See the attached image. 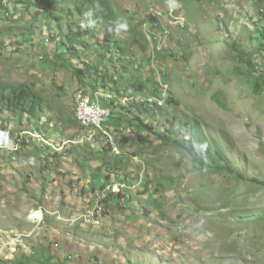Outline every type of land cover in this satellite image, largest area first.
I'll return each instance as SVG.
<instances>
[{"label": "rangeland", "instance_id": "obj_1", "mask_svg": "<svg viewBox=\"0 0 264 264\" xmlns=\"http://www.w3.org/2000/svg\"><path fill=\"white\" fill-rule=\"evenodd\" d=\"M2 48L0 100L42 103L0 104V264H264V0H0ZM76 69L110 82L116 151L76 119Z\"/></svg>", "mask_w": 264, "mask_h": 264}, {"label": "trees", "instance_id": "obj_2", "mask_svg": "<svg viewBox=\"0 0 264 264\" xmlns=\"http://www.w3.org/2000/svg\"><path fill=\"white\" fill-rule=\"evenodd\" d=\"M90 5H93V8L95 9V5L93 3H91ZM47 6L48 7H47V9L45 8L46 9L45 12H47V16L49 17V16H51V14H52L51 10L54 9V7L51 3H47ZM77 9L82 12L83 11L82 5L78 6ZM112 14H113V9L111 8V4L109 2H106V1H101L100 6H98L96 8V11L94 13L96 19H99V18L103 19L106 17H110L109 21L112 20ZM87 66L89 68V65H87ZM91 69H76L74 73H75L76 78L78 80H80L81 85L82 84L83 85L88 84L87 86L92 88V91H93L92 94L94 95V93H96L100 89L99 88L100 84H97L96 86H92V84L90 83L89 76H91V74H92ZM89 72H90V75H88ZM96 81H99V80H96ZM109 84H110V82H108V80L106 78L105 81H103L100 86L103 88H106L105 86H107V85L109 86ZM135 89L138 91H144V89H145L144 83H141L140 85H135ZM40 103H42L41 97H39L35 92H33L31 90H27L24 87L14 88L8 94L3 92L1 94V100H0L2 110L5 113L11 112L15 115H20L21 117L26 113L31 115V117H37L39 114L38 109H39ZM144 107H147V105L144 104ZM138 109L141 110V108H138ZM0 112H2V111H0ZM139 112H140L139 114H142L143 111H139ZM140 116L141 115L136 116V119L138 120L139 125H140L139 128H141L143 130H150L151 131L152 127L145 124L142 121V119L140 118ZM121 118L122 117H120L118 115L115 116V113H114V116L112 117V119H115L116 121H117V119L120 121ZM139 138H142V136H139ZM140 141L145 142V140H142V139ZM127 142H129V139L123 140V143H127ZM180 147L189 153L190 157L192 158V161L197 166H199L202 170L208 171L209 173L227 172L229 174H233V171H232L229 163L224 161L225 159L222 157V155L220 153H218V154L221 156V159L223 158L222 160L224 163L222 165H216V164L211 165V164H207L201 157H199L198 155L193 153L189 147H185L184 145H181ZM262 186H264V183H262ZM3 264H7V263H3Z\"/></svg>", "mask_w": 264, "mask_h": 264}, {"label": "built area", "instance_id": "obj_3", "mask_svg": "<svg viewBox=\"0 0 264 264\" xmlns=\"http://www.w3.org/2000/svg\"><path fill=\"white\" fill-rule=\"evenodd\" d=\"M114 94H101L100 92L90 95L86 90L80 88L76 93L75 116L79 124L86 129L89 134L97 132L106 140L110 149L117 150V133L106 126L114 116L115 110L102 104L104 100L109 105H116ZM101 99V100H100ZM121 100V98H119ZM129 101V97L126 98ZM166 91L162 92V97L156 99H143V104L147 108H164L166 105ZM148 101L149 103H146ZM33 136V135H32ZM53 148V147H52ZM65 148V147H64Z\"/></svg>", "mask_w": 264, "mask_h": 264}, {"label": "crops", "instance_id": "obj_4", "mask_svg": "<svg viewBox=\"0 0 264 264\" xmlns=\"http://www.w3.org/2000/svg\"><path fill=\"white\" fill-rule=\"evenodd\" d=\"M46 44V43H45ZM6 46V45H5ZM4 49L2 48L1 50H0V52H2ZM16 50H20V47H16ZM15 52V50H13L12 49V53H14ZM2 56L3 57H5V55H4V53L2 54ZM7 58V57H6ZM43 59V57H41V60ZM6 114V113H5ZM2 121H3V119H2ZM0 124H2L1 122H0ZM33 135V133H31V136ZM37 135H39V134H37ZM3 139H5V138H3ZM11 143H13V142H11ZM67 150V148H61V150ZM69 149V148H68ZM59 152H61V151H59ZM55 155H57V154H60V153H58L57 151H55V152H53Z\"/></svg>", "mask_w": 264, "mask_h": 264}, {"label": "clouds", "instance_id": "obj_5", "mask_svg": "<svg viewBox=\"0 0 264 264\" xmlns=\"http://www.w3.org/2000/svg\"><path fill=\"white\" fill-rule=\"evenodd\" d=\"M161 109H163V108H161Z\"/></svg>", "mask_w": 264, "mask_h": 264}]
</instances>
